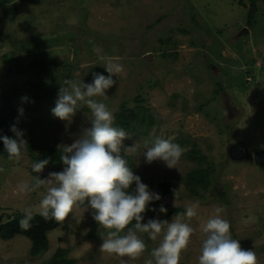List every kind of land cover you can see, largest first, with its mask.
<instances>
[{
	"label": "rangeland",
	"instance_id": "1",
	"mask_svg": "<svg viewBox=\"0 0 264 264\" xmlns=\"http://www.w3.org/2000/svg\"><path fill=\"white\" fill-rule=\"evenodd\" d=\"M248 5L249 0H0V91L19 88L16 108L48 144L64 148L90 127L92 113L83 102L70 120L52 113L59 89L68 87L64 81L91 83L94 73L109 75L103 66L108 62L123 66L112 75L116 83L106 95L93 99L113 115L122 104L144 106L152 114L147 133L141 132L145 124L126 132L122 152L140 173L171 179L165 201L181 207V213H159L155 219L171 222L179 216L194 229L179 264H198L205 238L201 226L217 208L230 223L231 237L246 243L264 264V169L228 153L237 142L264 149V3L251 28L245 22ZM39 54L55 67L46 86L54 75L55 81L52 95L32 112L27 102L34 78L26 64ZM158 139L183 149L176 168L161 160L145 162L144 153ZM194 146L206 157L203 165L214 167L213 184L203 198L190 195L184 185L185 174L197 166L187 157ZM34 163L24 146L18 162L0 157V223L26 208L39 212L51 185L46 181L27 193L18 185H32L37 177L51 180L49 173L65 167H47L36 176ZM190 205L198 207L189 220L183 213ZM93 211L88 204L75 205L48 232V249L34 257L25 236L0 238V264H50L58 247L66 248L76 264H155L151 253L167 225L156 240L137 233L146 245L138 259L119 257L100 251L109 230L96 223Z\"/></svg>",
	"mask_w": 264,
	"mask_h": 264
},
{
	"label": "clouds",
	"instance_id": "2",
	"mask_svg": "<svg viewBox=\"0 0 264 264\" xmlns=\"http://www.w3.org/2000/svg\"><path fill=\"white\" fill-rule=\"evenodd\" d=\"M103 66L108 76L94 73L93 81L87 84L65 80L68 87L59 89L55 107L51 110L56 117L70 120L78 109V102L87 105L92 113L90 127L84 129L82 137L63 148L60 156V161L65 165L63 171L49 173L51 180L37 177L32 185L21 183L18 185L19 192L35 191L47 181L51 186L40 201L39 215L47 220L51 213V218L57 222H63L75 205L85 204L87 200L94 210L93 219L109 230L99 248L109 255L138 259L146 245L137 233H147L150 239L156 240L167 225L159 246L152 250L151 255L155 264H179L181 253L187 249L194 229L179 216L171 222L158 219L141 222L149 203L161 197L150 191L148 185L142 183L141 178L127 166L121 152L124 148L122 142L129 136L123 129L113 127V112L103 102L93 99L105 96L106 90L116 83L112 75L123 71L122 65L113 62ZM11 131L15 138L0 136V140L8 158L18 162L26 141L15 125ZM182 154L180 145L158 139L152 147L147 148L144 156L146 163L161 160L167 167L176 168ZM48 163V159H42L32 165V170L40 173ZM133 183L135 191L129 193L127 189ZM197 207L188 206L183 216L189 220L195 217ZM159 211L164 213L167 209L161 205ZM221 211L217 208V214L201 226L205 238L198 264H258L255 252L242 249L239 240L231 237L230 223L219 215ZM24 213L19 227L27 231L31 227L33 213L27 208ZM133 221L134 227L129 228ZM122 232L125 234L121 235ZM146 264H153V260L146 261Z\"/></svg>",
	"mask_w": 264,
	"mask_h": 264
},
{
	"label": "trees",
	"instance_id": "3",
	"mask_svg": "<svg viewBox=\"0 0 264 264\" xmlns=\"http://www.w3.org/2000/svg\"><path fill=\"white\" fill-rule=\"evenodd\" d=\"M264 3V0H249L247 8L246 25L248 27H254L255 16L258 12L259 3ZM172 56L176 55V52L170 53ZM54 67V63L48 61L43 55H35L26 64V71L33 74V81L29 82V97L27 102V108L32 112H38L41 109V100L45 97L52 95V84L55 81V75L51 77L49 85L46 86L45 79H49L50 71ZM67 71V75H68ZM246 73H251L248 70ZM245 82V79H244ZM19 94V88L17 86L0 91V136H8L15 138V134L11 131L13 125L23 133V139L26 141L24 145L31 158L35 163L42 159H48L49 163L45 167H49L51 170L59 166H64L60 161V156L63 154V148L55 145L48 144L42 138L38 137L36 131L32 126L25 121L20 111L14 104L15 97ZM135 100L141 101V97ZM113 127L117 129H123L125 132L135 130L137 124L144 125L142 133H147L149 127L153 124V116L147 108L144 106L134 105L128 107L122 104L118 110L114 113ZM123 158L127 161V166L132 169L135 175L141 178V182L148 185L150 191L158 193L161 197L160 200L151 201L148 205V209L143 213L142 223H146L149 219H155L159 213V208L163 205L167 211L164 212L167 217L174 214L181 213L182 208L177 206L168 207L165 201L166 196L170 193L172 181L169 177L154 178L146 176L136 170L135 165L131 158L124 152H121ZM0 157L9 159L8 153L4 149L3 142L0 140ZM187 157L197 162V166L189 170L184 176V185L188 193L192 196L203 198L204 193L210 189L213 184L214 167L211 163H206V157L196 147H192ZM41 173V172H40ZM40 173L34 172L36 176H41ZM129 193H134L135 183L127 189ZM87 203V200L85 201ZM84 205V204H81ZM154 209V210H153ZM24 213L16 211L8 217V219L0 223V238L11 239L16 235L25 236L30 240L29 254L34 257L48 249L49 239L48 232L55 229L61 222H57L51 218L49 213V219L45 220L39 212L33 213L31 220V227L25 231L19 227V221L23 218ZM135 221L128 227L133 228ZM148 235L147 233H143ZM67 249L58 247L49 260L50 264H76V259L66 256Z\"/></svg>",
	"mask_w": 264,
	"mask_h": 264
},
{
	"label": "water",
	"instance_id": "4",
	"mask_svg": "<svg viewBox=\"0 0 264 264\" xmlns=\"http://www.w3.org/2000/svg\"><path fill=\"white\" fill-rule=\"evenodd\" d=\"M247 31L246 28L242 31ZM229 156L235 160L246 159L250 162H254L264 169V149H259L252 151L244 142H237L231 145L228 150ZM45 167L43 170H45ZM241 248L244 250H249L248 245L246 243L241 244Z\"/></svg>",
	"mask_w": 264,
	"mask_h": 264
}]
</instances>
